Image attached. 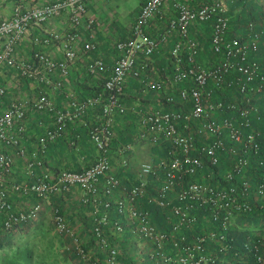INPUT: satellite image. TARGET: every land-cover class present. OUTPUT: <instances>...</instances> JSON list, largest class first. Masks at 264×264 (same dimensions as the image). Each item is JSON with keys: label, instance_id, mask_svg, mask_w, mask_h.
<instances>
[{"label": "built area", "instance_id": "built-area-1", "mask_svg": "<svg viewBox=\"0 0 264 264\" xmlns=\"http://www.w3.org/2000/svg\"><path fill=\"white\" fill-rule=\"evenodd\" d=\"M89 2L13 0L9 16L0 19V68H14L20 77L41 83H50L52 73L64 74L77 57V49L87 52L92 43H78L73 31L58 32L39 25L66 9L73 27L81 23L96 26L93 18L85 16ZM166 2L173 11L167 27L176 30L177 38L168 49L171 72L159 79L161 69L151 66L148 59L158 47L157 38L147 29L149 19ZM226 10L225 0H140L129 34L112 45V61L106 63L100 56L90 59L87 68L103 72L102 82L93 93L70 101L68 107L55 109L43 90L30 98L11 99L0 111V212L5 215L2 225L9 227L32 219L45 203L55 231L70 236L76 253L85 257L72 228L50 203L52 195L74 190L82 202L90 204L88 251L99 252L104 264H124L115 242V235L122 231L137 246L135 257L141 264H233L220 258L217 251L233 245L232 230L243 224L238 222L239 215L254 211L264 197V139L261 129L252 124V119L260 120L263 115L257 98L264 94V51L257 53L260 31L252 21L246 23L245 37L226 34ZM206 19H211V59L200 58L201 45L189 30L192 24ZM30 26L39 28L34 37L36 48L27 59L17 60L15 45ZM48 44L59 48L61 57L53 58L45 51L43 47ZM128 77L138 79L129 105L124 102ZM50 84L60 87L61 82ZM162 85L170 90L159 96L157 104L142 105V96L149 90L159 93ZM231 90L240 95L222 98ZM5 91L0 84V98ZM29 109L52 110V124L38 139L40 148L56 136L64 122L77 121L86 128L93 147L92 161L78 169L35 171L41 162L37 151L27 153L19 142ZM261 109L264 113V103ZM126 110L135 115L136 140L156 145L160 153L137 163L127 178L129 183L123 186L110 171L109 155L114 115ZM4 147L14 148L25 158L24 172L29 179L9 178L13 159ZM129 149L130 143L117 149L119 163L125 169L129 161L124 153ZM222 159L226 167L219 173ZM116 190L121 195L114 201L117 215L112 218L109 196ZM9 192L32 196L34 201L13 208ZM139 200L166 208L168 227L156 226L150 220L151 210L136 204ZM198 211L202 221H198ZM196 225L200 227L195 229ZM257 230L255 225H248L241 254L233 252L241 258L234 262L263 263L264 235L256 237ZM213 243L216 249L211 250ZM68 248L64 242L62 250Z\"/></svg>", "mask_w": 264, "mask_h": 264}, {"label": "crops", "instance_id": "crops-1", "mask_svg": "<svg viewBox=\"0 0 264 264\" xmlns=\"http://www.w3.org/2000/svg\"><path fill=\"white\" fill-rule=\"evenodd\" d=\"M27 3H41L44 0H25ZM13 0H0V19L9 16ZM138 6L135 0H90L86 5L85 16L91 17L96 22V26L86 27L84 23L77 26H72L68 21V11L62 9L57 15L50 17L42 22L39 27L66 32L73 31L78 36V43L83 41L91 42L93 47L89 51H82L77 49V57L70 63L64 74L58 72L52 73L51 82L58 80L61 82L60 87H55L50 83L36 82L32 78L20 77L14 68L1 67L0 68V84L6 88L5 93L0 98V111L5 108L7 103L13 98H30L34 94L39 93L40 90L46 92L51 101L53 109L69 106L70 101L82 98L85 95L93 93L102 82L103 72L101 70L90 71L87 65L90 63L92 57L100 56L106 63H110L113 59L114 50L113 43L129 34L130 25L138 12ZM173 15V11L169 3H164L160 11L154 14L149 19L148 32H154L157 35L162 34L163 43H168L175 31L166 27L168 17ZM190 32L193 34H201L202 30L198 25L191 26ZM39 33L38 27L30 26L26 34L16 43L14 48V55L17 60H25L29 57L36 43L34 37ZM76 47H79L77 44ZM53 58L61 57V50L53 44H48L43 47ZM155 66L162 70L160 58L155 57ZM138 86V79L128 77L126 80L125 90L127 95L124 97V102L129 105L132 101V95ZM153 91V92H152ZM142 96V105L157 104L159 95L152 90ZM90 117V114L87 115ZM52 110L35 111L29 109L24 118V130L19 134V142L24 147L26 152L35 150L41 160L38 166L34 167L35 171L42 169L57 170L60 168L78 169L93 159V147L88 140L87 133L81 129L79 122H64L58 128L56 136L51 141H48L43 148L38 146V139L43 134L46 127L51 126ZM134 125L135 116L132 117ZM128 120L124 115H114L113 118V134L110 140V162L114 161V154L117 149L124 143V138L127 137L126 127ZM135 131L130 136V149L126 151L125 156L128 161L134 162L139 152H146L150 155L153 151L150 145L135 138ZM13 159L12 169L9 178L12 180H24L30 177L24 172L25 158L19 156L12 147H4ZM146 149V150H145ZM136 162L135 165H137ZM112 168L110 169V171ZM131 171V170H130ZM114 173V172H113ZM133 174L125 176L128 178ZM121 192L119 190L113 191L109 198L111 203L119 198ZM9 199L13 202L15 207L21 208L29 205L34 201L32 196H21L15 192L8 193ZM57 202L65 209L71 210L73 217H83L90 222L89 209L90 204L81 201L78 192L71 190L63 194L62 198L56 197ZM52 204V199L50 198ZM84 206V211L80 209ZM47 209L48 205L43 204ZM83 209V208H82ZM111 217V213H109ZM77 224V223H76ZM90 224V223H89ZM71 264H76L72 263Z\"/></svg>", "mask_w": 264, "mask_h": 264}, {"label": "trees", "instance_id": "trees-1", "mask_svg": "<svg viewBox=\"0 0 264 264\" xmlns=\"http://www.w3.org/2000/svg\"><path fill=\"white\" fill-rule=\"evenodd\" d=\"M189 1H190V3H195L197 0H189ZM200 1H202V0H200ZM200 1L198 0L197 2H200ZM235 1H237V0H235ZM225 2H226V0H225ZM249 3H250V1L246 2L244 0L243 1L241 0L240 1L241 6H240L239 10L237 11V13H235V14H232V11H231L232 7L235 6V4L233 5V3H231V2L229 3V9L226 10V15L228 16V26H227L226 34L228 36L245 37L246 36V23L248 21H252L254 23V27L258 31H260L258 46H257V53H259V52L264 51V22L260 21L262 10H261V7H259V6H255V8L250 7ZM197 23H200L202 25L204 24V26L206 27L205 28L206 35L199 36L197 34H193L192 32H190V33L193 37L198 39V41L201 45L202 49L200 51V58L203 57V58H208V59L210 58L211 59L212 57H211V53L209 50V34H210V27H211V19H206L202 22H197ZM191 26H190V28H191ZM166 27H167V23H166ZM190 28H189V30H190ZM171 30L175 31V33L170 38V41L166 44L163 43V41H162L164 38L162 36L163 33L160 35H157L154 32H149L152 36L157 38V43H158L157 49L155 51H153L150 56L160 58V62L163 66L162 70H161L162 75L158 76L159 79H162V77L165 75H169L171 72V66L172 65L170 62L168 49L171 46V44L173 43V41L177 38L176 30L175 29H171ZM202 33H203V31H202ZM151 66H153V65H151ZM3 67H7V66H3ZM155 77H157V75ZM169 90H170L169 87H165L164 85H162L161 90L159 91L158 95L160 96V95H162V93L168 92ZM150 91H152V90H149L148 92H150ZM126 95H127V92L125 90L124 97ZM239 95L240 94L236 90H231L227 94L222 96V98L232 99L234 96H239ZM133 96H134V94L132 95V98H133ZM263 103H264V94L262 96H258V98H257V104L260 107L259 113L263 114V115H261L260 120L255 121L254 119H252V124L257 125L261 129L262 136L264 139V113L262 112V109H261V105ZM172 106L174 107V105H172ZM121 115H124V118L126 120H128V124L126 127L127 132L125 133L127 135V137L124 138V143L130 142L131 141L130 136H132L134 134V129L136 128L134 125L133 119H132L134 113H132L130 110H126ZM81 129L87 133L85 127L81 126ZM149 145H150L151 151L159 152L156 145H154V144H149ZM263 148L264 147H262V149ZM225 167H226V162H225V160L222 159L221 163H219V165H218V172L221 173V171ZM130 172L131 171L127 168L124 170L123 169H117V171H115L114 174H116L120 178V183L124 186V184L129 183V181H127V177L125 176V174L130 175ZM249 180L251 183H253V180L251 178H249ZM56 197L62 198L63 194L52 195L51 196L52 205H54L58 208V212L63 215L64 220L67 223V226L72 228L73 235L76 237L78 245H80L85 251V257H82L81 255L76 253L72 238L70 236H68L67 234L58 233V234L63 236L64 242L69 247L67 252H68V257H70V260L72 261V263H76V264H104L103 259H102V255L99 252L96 251L93 253V252L88 251L89 250L88 232L90 230L89 229L90 225H89L88 219L83 218V217H77V218L73 217L72 211L71 210H65L57 202L58 198H56ZM10 203H11V206L13 208H15V206L13 205V202H11V200H10ZM136 204L138 206H141L142 208H149L151 210L150 220L153 223H155L156 226H158L160 228L168 227V221L165 219V215L167 213L166 208H158L155 205L149 204V203L142 201V200H139ZM80 209L83 211L85 210L83 205L80 207ZM110 213H111L112 218H114L117 215L114 204H111V206H110ZM196 215L198 217V221L203 220V217H202L200 211L196 212ZM4 216H5L4 213L0 212V249H1L0 254H3L1 259H0L1 263L2 264H32L31 260H30L31 249L29 250V248H28L27 237L33 232V230L34 231L40 230L42 225H43V222H45L46 219L48 220V217L45 213V208L42 206L41 209L36 214V216L33 217L32 219L13 223L9 227H5L2 225V220H3ZM239 220H241V223H243V224H240L239 229L234 228L232 230L233 231L232 235L234 237L233 245L226 247L223 251H217L218 256H220V258L230 260V261H232L233 264L240 263V262H234V260H238L241 257L234 255L233 252L236 250V251L240 252V254H241L242 242L246 239V235H248L247 228H248L249 224L255 225L258 228V230L256 231L257 234L255 235L256 237H258L259 234L264 235V197L261 198L257 202V208L254 211L249 212V213H241L239 215ZM32 224H34V225H32ZM196 226L197 227L195 229H198L200 227V225H196ZM117 242H118V247L121 250V257L120 258L124 264H141L136 258L132 257V251H131L132 249L129 246V242L127 241V238H124V236H123L122 239L118 240ZM11 243H14L17 246L15 248V250H17V251H14L15 253L14 252L12 253L13 259L10 260V259H7L6 255H7V249L10 248ZM47 247H50V244L47 245ZM209 249H211V250L216 249V243L210 244ZM61 251H65V250L61 249ZM50 257L51 258H49L47 260L48 264H59L58 258H56V256L54 254H52V256H50ZM38 260H40V262L43 261V259L41 257H38ZM216 262L217 263H214V264H221V263H218V261H216ZM172 264H177V263H172ZM262 264H264V260H263Z\"/></svg>", "mask_w": 264, "mask_h": 264}, {"label": "rangeland", "instance_id": "rangeland-1", "mask_svg": "<svg viewBox=\"0 0 264 264\" xmlns=\"http://www.w3.org/2000/svg\"><path fill=\"white\" fill-rule=\"evenodd\" d=\"M187 1L190 3L189 0H187ZM240 1L241 0H237V1L226 0L225 3H226L227 10L229 9V3L231 2V3H233V5L235 4V6H233L231 9L232 14L237 13V11L239 10V8L241 6ZM244 1H246V2L250 1L249 5L252 8H255V6L261 7L262 14H261V20L260 21L264 22V0H244ZM135 3L138 6V0H135ZM195 25H198L200 27V29L203 31V33L201 32V34H198L199 36L206 35V32H205L206 27L204 26V24L203 25L200 23L193 24V26H195ZM148 59H149L150 64L155 66V60H156L155 57L149 56ZM145 94H147V92ZM124 155H125V153H124ZM158 155H159V152H157V151L153 152L152 155H150L149 153H146V152H139L137 154L134 162H131L132 161V159H131V161L128 164L127 169L134 171V168L136 166L135 165L136 162L149 161L151 159L156 158ZM114 156H115L114 161L111 163V168H112L111 172H115V171H117V169H123L124 170L125 169L124 166L122 167L119 163V161H120L119 155L116 153V154H114ZM45 213L48 217V220L46 219V221L43 222V225H42L40 230H35V231L33 230V232L27 237V239H28L27 245H28L29 250L31 249V256H30L31 263L32 264H48L47 260L49 258H51L50 256H52V254H54L56 256V258H58L59 264H71L70 257H68V252L67 251L66 252L61 251L62 245L64 244V238L62 235L58 234L57 231H55V229L53 227V224L50 220L49 207H47V209L45 208ZM238 222L241 223V220H238ZM32 225H34V224H32ZM123 236H124V238H127V241L129 242V246L132 249L131 250L132 251V257L136 258L137 256L135 255V250L137 249L136 248L137 246L133 243V241L131 239H128V237L124 233V231H122L121 234L115 235V242L118 245L117 241L121 240ZM49 244H50V247H47V245H49ZM16 247L17 246L14 243H11L10 248L7 249V255H6L7 259H10V260L13 259L12 253L14 251H17V250H15ZM0 251H1V249H0ZM2 255L3 254H0V259H1ZM38 257H41L43 259V261L40 262V260H38ZM0 264H2L1 261H0Z\"/></svg>", "mask_w": 264, "mask_h": 264}]
</instances>
